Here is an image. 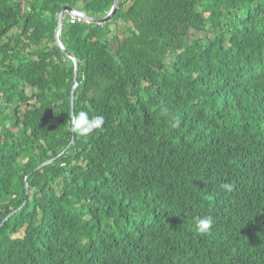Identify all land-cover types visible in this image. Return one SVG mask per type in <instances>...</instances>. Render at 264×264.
I'll list each match as a JSON object with an SVG mask.
<instances>
[{
	"label": "trees",
	"instance_id": "1",
	"mask_svg": "<svg viewBox=\"0 0 264 264\" xmlns=\"http://www.w3.org/2000/svg\"><path fill=\"white\" fill-rule=\"evenodd\" d=\"M114 1L0 0V264H264V0L66 12L82 137L58 19Z\"/></svg>",
	"mask_w": 264,
	"mask_h": 264
},
{
	"label": "clouds",
	"instance_id": "2",
	"mask_svg": "<svg viewBox=\"0 0 264 264\" xmlns=\"http://www.w3.org/2000/svg\"><path fill=\"white\" fill-rule=\"evenodd\" d=\"M78 12L82 13L84 11L79 10ZM83 14L87 20L92 21L86 17V15H88L86 12H84ZM104 123H105V118L103 116L100 115L90 116L89 113L84 110L79 111L78 114H74L71 117L72 130L78 133L82 137H87L93 134L95 131L101 130ZM221 187L223 190L227 192L232 191V186L228 183L222 184ZM195 224L199 232L205 233L212 228L214 224V219L211 215H205L202 217L198 216L195 218Z\"/></svg>",
	"mask_w": 264,
	"mask_h": 264
},
{
	"label": "water",
	"instance_id": "3",
	"mask_svg": "<svg viewBox=\"0 0 264 264\" xmlns=\"http://www.w3.org/2000/svg\"><path fill=\"white\" fill-rule=\"evenodd\" d=\"M119 4H120V0H115L113 8H112L110 14L108 16L104 17V18L97 19V18L88 16V15H86V17L88 19L92 20L93 22L98 23V24L107 23L110 20H112L116 16V14L118 13ZM76 10L77 9L72 8V7H66V8H64L62 10V12H61V14L59 16V19H58V26H57L56 35H55V40H56L57 45L74 62V65H75V80H74V86H73V89H72V115L75 114V110H74V94H75L76 87L78 86V66H79V62H78V59L73 54H71L68 51H66L65 47L62 46L63 44L61 42V38L60 37H61V33H62V27H63L65 13L66 12L76 11ZM77 11H79V10H77ZM82 13H84V12H82ZM54 160L55 159H52V160L44 163L42 166L44 167V166L50 164L51 162H53Z\"/></svg>",
	"mask_w": 264,
	"mask_h": 264
},
{
	"label": "rangeland",
	"instance_id": "4",
	"mask_svg": "<svg viewBox=\"0 0 264 264\" xmlns=\"http://www.w3.org/2000/svg\"><path fill=\"white\" fill-rule=\"evenodd\" d=\"M83 6H81V8H82ZM84 10V9H83ZM87 10H85V12H86ZM86 13H88V12H86ZM113 30H115V31H117V33H116V36L119 38V39H124V37H125V30H126V26H125V24L124 23H122L121 25H118V26H116V25H114L113 27ZM198 35H202L201 33L200 34H198ZM62 42V41H61ZM63 44V43H62ZM118 45H119V42L118 41H116V43H115V41H113V43H111V48H112V50L114 49L115 51L117 50V48H118ZM62 46H64V44L62 45Z\"/></svg>",
	"mask_w": 264,
	"mask_h": 264
},
{
	"label": "built area",
	"instance_id": "5",
	"mask_svg": "<svg viewBox=\"0 0 264 264\" xmlns=\"http://www.w3.org/2000/svg\"><path fill=\"white\" fill-rule=\"evenodd\" d=\"M70 14V18H71V22L72 23H77V22H86V23H90L91 21L87 20L84 17V14L78 11H72L69 12Z\"/></svg>",
	"mask_w": 264,
	"mask_h": 264
}]
</instances>
